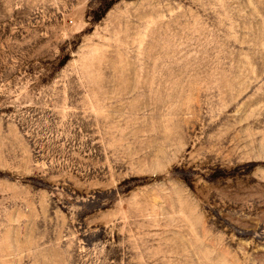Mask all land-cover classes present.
Segmentation results:
<instances>
[{
	"label": "rangeland",
	"instance_id": "1",
	"mask_svg": "<svg viewBox=\"0 0 264 264\" xmlns=\"http://www.w3.org/2000/svg\"><path fill=\"white\" fill-rule=\"evenodd\" d=\"M0 264H264V0H0Z\"/></svg>",
	"mask_w": 264,
	"mask_h": 264
}]
</instances>
